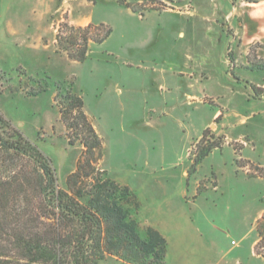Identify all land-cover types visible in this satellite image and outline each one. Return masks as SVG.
Here are the masks:
<instances>
[{
	"label": "rangeland",
	"instance_id": "374dc122",
	"mask_svg": "<svg viewBox=\"0 0 264 264\" xmlns=\"http://www.w3.org/2000/svg\"><path fill=\"white\" fill-rule=\"evenodd\" d=\"M125 1L132 5L129 8L134 13L120 0H32L31 13L20 11L13 17L11 0H0V133L8 136L13 129L22 132L50 160L58 187L67 190L66 179L75 171L83 147L78 141L69 143L54 98L57 85L72 88L82 96L83 110L103 139V156L97 163L98 168L117 183L127 185L136 196L138 207L133 216L139 233L143 235L150 226L148 219L142 216L143 201L144 209L152 210L149 217H154L159 208L161 211L155 212V218L164 225L162 227L181 239L186 235L194 243L187 249L172 250L169 257L166 249L164 264H206L208 258L216 257L218 244L207 239L204 228L209 225L202 215L187 200L174 210L161 209L164 200L154 197V192L145 188L153 171L154 174L173 171L172 163L181 157L187 162L191 175L202 159L223 143V138L215 135L211 127L197 132L220 105L214 96L201 93L200 86L198 96L195 87L192 88L193 103L189 109L168 106L163 113L149 114L152 119L146 123L151 100L170 99L169 89L173 87L175 73L191 70L189 67L195 62L203 61L198 52H193L191 62L185 59L186 50L192 47L194 51L199 41L192 31L194 19L161 11L170 7L178 14H188L196 11L195 5L193 0H175L176 7L161 0ZM19 2L16 0L18 6L23 4ZM9 3L11 9H3V5ZM18 15L27 19L25 25L9 31L6 19ZM89 23L103 24L100 29L91 30L92 34H103L107 26L112 31L102 43L89 41L83 61L69 59L57 44V34L63 24L85 26ZM180 31L184 34L179 35ZM254 51L252 49L249 55L250 60L256 66L264 65V59L256 57ZM213 54L210 62L215 70H225L216 51ZM235 70L227 69L229 76H234ZM243 113H247V109ZM216 123L217 120L213 128ZM190 133L193 135L188 142ZM262 143L257 141L255 149L242 138L233 140L230 145L237 152L243 145H251L255 149L251 153L264 159ZM235 163L246 170L248 176L264 177V166L242 158ZM206 180L215 186L213 174H208ZM213 224L221 228L216 220ZM255 230L257 232L256 223ZM260 250L264 251V247ZM201 260L204 262L200 263ZM94 264L133 263L107 253Z\"/></svg>",
	"mask_w": 264,
	"mask_h": 264
},
{
	"label": "crops",
	"instance_id": "0c3cea01",
	"mask_svg": "<svg viewBox=\"0 0 264 264\" xmlns=\"http://www.w3.org/2000/svg\"><path fill=\"white\" fill-rule=\"evenodd\" d=\"M18 1L23 4L18 6L16 0H11L13 9L10 3L3 5V9H11L13 17L20 11L28 14L33 11L32 0ZM161 1L176 7L175 0ZM193 3L196 11L188 14H178L173 10L175 8L170 7L161 12L194 19L192 31L194 38L199 41H196L194 51L192 47L186 50L185 59L191 62L193 52H198L203 61L200 59L198 63L195 62L189 67L191 70L175 73L173 87L169 89L172 96L167 100H151V107L145 115L146 123L151 122L149 114L163 113L168 106L189 109L193 103L192 88L195 87L198 96L200 86L201 93L214 96L220 105L197 132L202 133L205 128L211 127L215 135L223 138V143L220 148L212 149L191 175L187 171V162L181 157L172 163L173 171L162 174H154L153 171L145 188L154 192V197L164 200L161 209L174 210L187 200L202 215L209 225L207 229L204 228L207 239L218 244L216 257L213 260L208 258L206 264H264V258L255 251L258 241L255 223L264 212V177L248 176L246 170L235 163L236 159L242 158L264 166V159L251 153L257 148V141L263 142L264 147V65L256 66L249 57L252 49H255L256 57L264 59V0H193ZM6 20L9 31L16 26H24L27 21L19 15ZM178 34L184 33L180 31ZM215 51L225 70H215L214 64L210 62ZM241 66L243 70H240ZM229 68H237L234 76H229ZM245 109L247 113H243ZM183 114L185 116L186 111ZM215 120L218 123L213 128ZM192 135L189 134L188 142ZM242 138H246L255 149L248 144L243 145L238 152L233 149L230 143ZM210 173L214 175V187L206 180ZM143 203L142 216L165 237L168 257L172 250H180L181 247L183 250L194 245L186 235L181 239L179 235L162 227L164 225L155 218V212L161 211L159 208L155 210L154 217H149L152 210L144 209L146 204ZM213 220L219 222L221 228L216 227Z\"/></svg>",
	"mask_w": 264,
	"mask_h": 264
},
{
	"label": "trees",
	"instance_id": "16d2710c",
	"mask_svg": "<svg viewBox=\"0 0 264 264\" xmlns=\"http://www.w3.org/2000/svg\"><path fill=\"white\" fill-rule=\"evenodd\" d=\"M100 27L63 24L57 44L81 62L89 41L102 43L112 31L107 26L103 34H92ZM54 100L69 143L78 141L83 148L64 190L50 160L22 132L0 133V264H94L107 253L133 264H164L165 237L152 226L139 233L135 194L97 166L103 139L83 110L82 96L57 85ZM256 228L255 249L264 258V213Z\"/></svg>",
	"mask_w": 264,
	"mask_h": 264
}]
</instances>
